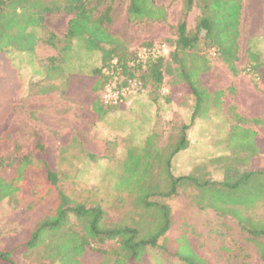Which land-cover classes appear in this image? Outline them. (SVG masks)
I'll return each mask as SVG.
<instances>
[{
  "label": "rangeland",
  "instance_id": "374dc122",
  "mask_svg": "<svg viewBox=\"0 0 264 264\" xmlns=\"http://www.w3.org/2000/svg\"><path fill=\"white\" fill-rule=\"evenodd\" d=\"M2 1L6 6L0 15V32L11 27L12 20L20 30L9 32L11 38L2 42L8 44L4 57L0 56V178L12 175L17 158L31 155L37 139L47 147L49 164L60 170L65 194L76 203L102 210L100 227L125 225L135 228L142 239L157 235L165 221L164 214L156 206L142 208L137 202L140 200L135 199V185L156 163L146 154L147 137L157 134L156 145L164 147L175 143L179 128L190 123L194 102L185 85H171V77L165 76L163 95L146 83L119 106L104 107L106 114L98 120L81 103L61 92L69 74H87L100 68L101 54L86 51L82 39L72 40L71 49L63 54L44 43L50 35L62 37L66 31L59 29V24L73 17L63 10L45 13L44 7L61 8L66 0H30L28 4ZM154 2L164 8L166 22L129 23V0L101 2L93 9L94 16L107 15V33L126 52H136L137 58L142 56L139 60H144L145 50L161 52L162 44L172 51L169 27L177 24L183 5V0ZM16 13L28 24L24 25L23 35L18 18L12 19ZM195 15L188 21L190 28ZM40 17L44 24L38 28ZM263 29L264 0H243L237 41L239 71L249 63L248 52L264 63ZM37 45L42 59L39 62L31 54ZM47 50L55 52V56L49 57ZM202 52L210 58L213 75L201 77L203 84L211 90L227 87L228 93L234 95L227 66L212 51ZM239 74L253 83L246 72ZM207 93L206 106L199 109L200 117L186 132L189 147L173 156L168 166L161 162L160 168H152L150 184L160 188L169 186L166 175L191 179L181 181L172 197H149V202L169 208L170 227L157 247L147 249L141 256V264H185L178 259L183 256H196L208 264H264L255 244L241 229L264 226V174L256 173L264 171V126L240 117L230 96L222 100V93L220 98L218 93ZM228 168L237 169L236 178L222 182ZM248 169L255 172L246 178L244 172ZM140 186L142 199L150 191L156 192L154 187ZM16 211L12 204L0 202V248H11L26 232L18 227L25 217ZM41 213L28 217L26 226H33ZM68 220L75 223L71 216ZM83 231L87 232L86 227ZM69 234L67 230L62 238ZM118 247L116 240L101 244L108 251ZM87 254V263L93 264L96 254ZM107 255L99 261L101 264H112L115 257ZM15 257L18 264H30L33 255L22 257L19 248Z\"/></svg>",
  "mask_w": 264,
  "mask_h": 264
},
{
  "label": "trees",
  "instance_id": "16d2710c",
  "mask_svg": "<svg viewBox=\"0 0 264 264\" xmlns=\"http://www.w3.org/2000/svg\"><path fill=\"white\" fill-rule=\"evenodd\" d=\"M107 1L109 0H71V2L66 0L62 9L56 6L44 7L45 13H60L63 10L66 14L73 15L62 37L57 38L50 35L44 43L56 49L59 54H63L71 49L72 40L82 39L86 51L101 54L100 68L93 69L87 74H69L64 79L65 88L61 92V95L81 103L86 111L95 115L98 120L103 119L106 114L101 95L106 85L113 81L116 72L115 70L114 74L110 75L103 71L109 69L113 60H116L117 65L118 82H115L119 86L125 85L128 80L135 79L141 83V87L149 83L153 90H160L164 95L161 86L165 76L171 77V85H185L189 92L188 95L193 98L194 102L190 123L179 128V137L175 143L164 147H160L159 143L156 145L157 134L152 133L147 137L146 154L149 155V160L156 161L153 167L160 168L161 162L164 163L163 166H168L173 156L187 148L186 132L200 117L199 109L206 106L207 92L209 91V94L218 93L219 98L221 97L222 92L210 91L203 84L201 77L210 74L211 61L202 51H212L219 61L227 66L233 76L246 72L253 79V86L256 89L264 87L262 86L264 63L255 54L248 52L249 63L244 70L239 71L236 68V62L239 60L237 41L243 0H183L177 24L169 27L173 37L170 41L172 51L170 50L167 56H160L156 55V52L145 50L144 60H139L136 52H126L120 47L118 40L107 33L105 30V24L108 22L107 15L103 13L94 16L93 9L99 3ZM29 2L30 0H20L21 4ZM92 2L94 4L90 7ZM5 6L6 1L0 0V15ZM195 13L193 26L190 28L188 21ZM14 16L18 18V23L20 22L21 34H25L24 25L28 24L20 18V14L16 13L12 19ZM127 21L129 23H164L166 14L164 8L157 6L154 0H129ZM41 23L42 17L39 18L37 26ZM13 27L12 20V26L5 28L6 31L2 30L5 32H0V51H2L0 56L4 57L3 51L8 44L2 45V42L11 38L12 34L10 35L9 32L16 30L19 33L20 26ZM62 42L64 44L58 47L57 44ZM3 57L1 60H4ZM252 122L255 125L264 126V119H255ZM46 154L47 147L36 139L31 155L17 158L12 175L8 178H0V202L10 203L22 213L25 222L19 224L18 227H23L21 230L26 229L18 243H14L9 249L0 248V264H18L15 251L19 248L22 257L33 255L29 261L30 264H88L87 253L89 252L96 254L95 262L91 261L94 262L93 264H101L99 261L110 253L115 257L112 264H141V256L147 249L156 248L158 240L166 234L170 227L169 208L149 202V197L152 195L172 197L181 181L191 179L190 176L173 178L171 175H166L169 186L160 188L162 186L158 184H150L154 175L153 167L148 168L147 174L143 177H139L135 187L142 189L140 186L142 183L148 188L154 187L156 192L151 193L150 191L142 199L137 189L135 190L136 201L140 200L137 202L142 208L156 206L157 210L164 214L165 219L157 235L142 239L137 230L132 227L125 225L112 229L104 228L103 225L100 227L99 219L102 210L96 206L86 207L67 196L61 187L62 174L60 170L49 164ZM256 171H258L256 173L264 174V171ZM253 172L255 170H246L245 177L247 178ZM237 173V169L228 168L222 182L231 181L236 178ZM36 212H42L38 221L33 226L27 227L28 217ZM68 216L75 220L74 224H70ZM85 227L87 232L83 231ZM241 229L251 238L259 256L264 260V243L260 242L264 240V226L241 227ZM67 230L71 234L63 239L62 236ZM111 240L119 242L117 250L108 251L101 248V244ZM170 253L171 256H176L174 252ZM178 259L185 264H208L204 259L196 256L189 257V259L183 256ZM88 262L91 263L89 259Z\"/></svg>",
  "mask_w": 264,
  "mask_h": 264
},
{
  "label": "crops",
  "instance_id": "0c3cea01",
  "mask_svg": "<svg viewBox=\"0 0 264 264\" xmlns=\"http://www.w3.org/2000/svg\"><path fill=\"white\" fill-rule=\"evenodd\" d=\"M72 18H68V20L64 23L59 24V29L67 30L68 22ZM43 22L37 26L38 28L43 26ZM65 33V32H64ZM264 33V29H263ZM35 49L33 50V53H31L33 56V59L35 62L42 61L40 56V48L39 46H35ZM46 54L49 57L55 56V52H50L49 50L46 51ZM231 79L233 81V87H234V95H230L228 93L227 87H221V88H214L213 90L208 89L210 91H218L222 92L224 95L222 97V100L227 99V96L229 97L230 103H232L233 106L236 108V112L240 117L246 120H255V119H264V87L262 89H256L253 86V83L247 76L243 75H237L233 76L230 73ZM209 77H213V75L209 74ZM262 86H264V82L262 83ZM190 143H188L187 148L189 147ZM186 148V149H187ZM185 149V150H186Z\"/></svg>",
  "mask_w": 264,
  "mask_h": 264
},
{
  "label": "built area",
  "instance_id": "2783aa9c",
  "mask_svg": "<svg viewBox=\"0 0 264 264\" xmlns=\"http://www.w3.org/2000/svg\"><path fill=\"white\" fill-rule=\"evenodd\" d=\"M161 52H156V55L167 56L169 54L170 48L162 44L160 46ZM145 52H143L144 54ZM141 59L142 56H139ZM116 60L111 62L109 69H104V73L113 75L115 70V75L113 76V81L106 85L102 95L101 102L105 107H117L129 96L133 95L138 89L141 88V83L135 79L128 80L125 85L119 86L117 82V69ZM116 81V82H115Z\"/></svg>",
  "mask_w": 264,
  "mask_h": 264
}]
</instances>
